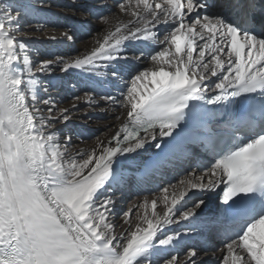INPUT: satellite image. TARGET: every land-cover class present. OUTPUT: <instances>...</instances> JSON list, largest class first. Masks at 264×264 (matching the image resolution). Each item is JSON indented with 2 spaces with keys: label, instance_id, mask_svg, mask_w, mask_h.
<instances>
[{
  "label": "snow or ice",
  "instance_id": "6c2138e0",
  "mask_svg": "<svg viewBox=\"0 0 264 264\" xmlns=\"http://www.w3.org/2000/svg\"><path fill=\"white\" fill-rule=\"evenodd\" d=\"M46 13L104 27L41 56L25 29L46 32ZM70 70L97 79L65 107L50 78ZM80 102L119 123L73 155ZM183 164L180 191L145 197L136 222L116 212V192ZM198 237L221 240V264H264V0H0V264H203Z\"/></svg>",
  "mask_w": 264,
  "mask_h": 264
},
{
  "label": "bare ground",
  "instance_id": "6f19581e",
  "mask_svg": "<svg viewBox=\"0 0 264 264\" xmlns=\"http://www.w3.org/2000/svg\"><path fill=\"white\" fill-rule=\"evenodd\" d=\"M110 2H112V0H110ZM53 3L55 5L65 7V6H70L72 4V0H53ZM52 12L59 13L60 7H54ZM57 16L62 19L60 21L71 20L69 19V17H71V14L65 16V18L64 15H57ZM79 19L81 20L82 18L79 17ZM39 22H43V20ZM53 22H55V24H59L58 21H53ZM36 23L37 21H32L33 26L31 28H26L25 30L32 35V38L27 42L30 43L34 49H37L41 54V56H50L53 54L66 56L67 53L65 51L63 50L62 52L60 51V49H62V47L65 46H68L69 48L73 46L71 50L72 52L77 50L76 52H74L75 56H77L82 52H84L85 50H89L92 48V46H94L93 37L97 34V31H102L104 27L103 25L97 24L96 22L92 21L91 25L93 26V32H94L92 37H90L88 40L85 41L83 40L79 43H74V42L69 43L62 40V38L60 37V32L62 30H59V28H55L56 31L54 33L51 30H47L46 32L36 31L35 30ZM84 26L86 27V25ZM52 35H55L57 39L56 40L49 39V37ZM143 66H150V62L144 61ZM95 72H106V69L104 68L103 65H100L98 68L95 69ZM64 77H65L64 74L57 72L50 79L52 83L58 85V87L54 89V95H56V97L63 102V106L68 107L72 102L71 97L73 95H82V89L85 88V86L84 87L79 86L81 84L80 81H83V76L77 72L76 75H72V78H74L73 82L75 84L78 83V85L75 89L70 87V90H68V88L65 85H63V82H61L64 79ZM43 78L44 77H42V79ZM96 79L97 78L95 77V80ZM97 85H98L96 89L97 92L103 93L102 91H100V87H103L105 92H112L113 94H115L116 92V89H114L110 84H107L105 82H101L97 80ZM151 87L152 85H149V89ZM142 94H146V93H142ZM78 107H79V112L77 113V118H74L73 120L69 121L66 128V130L70 131L73 135V142L70 149L73 155H75L78 150H90L96 143L95 137L100 136L103 139L109 136L110 133H108L107 131L108 128L113 127V130H115V127L119 123L115 120V115L117 114L116 112H113L111 110L101 111V107H106V105H104L103 102L100 107H90L85 102H80ZM85 113H87V115H85ZM152 151L154 150H150L147 153V155H151ZM183 166H185L184 170L188 169V165L183 164L177 168L166 169V171L167 170L172 171L173 173V171L176 170L177 174L175 175V177H178V181H180L181 179H184V177L187 175V172L182 173L184 170L183 171L179 170V168ZM178 173H182V174H178ZM160 176H161V171L158 172L153 178L139 185L138 187H133L131 189H126L123 191L116 192V197H117L116 212L122 213L123 211H127L129 207H132L133 212L131 219L134 222H136V212L140 211L142 213L143 209H137L134 206L142 203L145 197L151 200L161 195V193H159L158 191L152 194L151 193L145 195L143 194L144 190H147L148 188H152L153 185L161 186L163 184V182L160 181L161 180ZM178 181L173 184L176 185L177 192L180 191L182 187L178 184ZM171 191L172 189H170V192ZM130 198H132V200H130ZM205 199H207V197H205ZM163 209H164L163 204L158 202L157 212L162 213ZM113 222L117 226L116 231L118 233L128 227V225L124 223V220L120 215H117ZM169 227L175 228L176 226L172 225ZM165 231H167V229H165ZM212 239L214 238L198 237L195 241H188V243H195L197 247L208 250L207 256L201 254V259L203 258L206 259L203 262V264H221V259L224 253L219 251V249L223 247V244L221 242L220 245H217L214 243V241L212 242ZM216 239L220 240L219 238ZM179 251L182 252L183 247H181Z\"/></svg>",
  "mask_w": 264,
  "mask_h": 264
},
{
  "label": "rangeland",
  "instance_id": "374dc122",
  "mask_svg": "<svg viewBox=\"0 0 264 264\" xmlns=\"http://www.w3.org/2000/svg\"><path fill=\"white\" fill-rule=\"evenodd\" d=\"M45 20H49V18L48 19H45ZM47 29L48 30H51L52 29V27H47ZM70 46V45H69ZM73 48V46H71V48H69V49H65V48H62V49H64V51L67 53V55L66 56H68V57H73L74 56V52H72V49ZM45 49H47V48H45ZM45 49H44V51H45ZM49 50V49H48ZM184 168H185V166H183V167H181V170L183 171L184 170ZM180 170V171H181ZM166 173H165V172ZM163 172V174L164 175H162V176H164V179H162V180H160L161 182H163V184L161 185V186H157V185H153L152 186V188H148L147 190H144L143 191V194L145 195V194H152V193H155V192H157V190L160 188V187H162V186H165V185H168V184H174L175 182H177L178 181V177H175V175L177 174L176 173V170L172 173V171H166V169L164 170ZM185 172V170L182 172V173H184ZM182 173H178V174H182ZM154 191V192H153ZM142 194V195H143ZM130 200H132V198H130ZM214 241V243L215 244H217V245H220L221 244V240H218V242H217V239L216 238H214V239H212V242ZM206 259L205 258H203V259H201V261L202 262H204ZM213 262H214V260H213Z\"/></svg>",
  "mask_w": 264,
  "mask_h": 264
}]
</instances>
